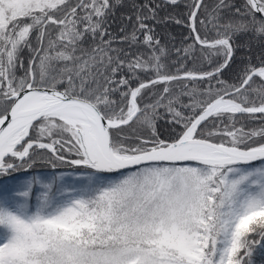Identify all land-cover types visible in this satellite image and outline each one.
<instances>
[{
	"label": "snow or ice",
	"instance_id": "snow-or-ice-1",
	"mask_svg": "<svg viewBox=\"0 0 264 264\" xmlns=\"http://www.w3.org/2000/svg\"><path fill=\"white\" fill-rule=\"evenodd\" d=\"M257 251L264 0H0V264Z\"/></svg>",
	"mask_w": 264,
	"mask_h": 264
},
{
	"label": "trees",
	"instance_id": "trees-1",
	"mask_svg": "<svg viewBox=\"0 0 264 264\" xmlns=\"http://www.w3.org/2000/svg\"><path fill=\"white\" fill-rule=\"evenodd\" d=\"M172 31L174 33H181L184 31V29L174 28L172 29ZM61 170H67V169L63 167L59 169H52L46 162H42L40 165L37 166L36 169H34V173L46 177V176L52 175L53 173L59 172ZM15 176L17 178H23L25 176V173L19 172V173H16ZM255 261H256V264H264V253L257 251L255 255Z\"/></svg>",
	"mask_w": 264,
	"mask_h": 264
}]
</instances>
